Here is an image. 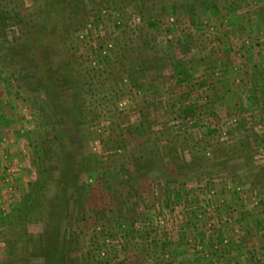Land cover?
Masks as SVG:
<instances>
[{"label":"rangeland","instance_id":"1","mask_svg":"<svg viewBox=\"0 0 264 264\" xmlns=\"http://www.w3.org/2000/svg\"><path fill=\"white\" fill-rule=\"evenodd\" d=\"M0 1V50L44 61L49 46L54 69L77 80V103L52 114L78 129L86 160L68 220L56 175L42 210L17 214L43 178L35 149L49 100L34 105L36 80L1 52L0 116L27 166L9 167V183L0 173V219L17 215L0 224V264L47 262L63 226L65 264H264V0Z\"/></svg>","mask_w":264,"mask_h":264},{"label":"trees","instance_id":"2","mask_svg":"<svg viewBox=\"0 0 264 264\" xmlns=\"http://www.w3.org/2000/svg\"><path fill=\"white\" fill-rule=\"evenodd\" d=\"M55 2L59 4V0H55ZM58 8L59 6L56 7L54 4V6H52L50 10V13L53 14V12ZM7 16H9L8 13L1 10L0 6V38L7 36L6 30L8 29L10 24V18H8ZM9 48L10 44H4L1 47L0 53L2 52V58H12L11 60L15 59L20 64L25 66L31 74L32 78L36 80V83L39 86V88L36 87V89L33 90V104L40 106L39 99L42 98L43 93H45V95L47 96V100H49L47 101V104L45 105L43 111L40 110L39 107V116L41 118L42 128L35 149L36 159L39 163V166H41V175L43 177L37 182L39 183L41 188H39V185L36 184L34 188H32L30 195L28 197H25L23 201L18 204V206L16 207V212L17 214L26 213V215L29 216L31 214H37L40 208L42 210V194L40 189H42V186H46L45 181H47V179H51L52 175H56L58 178L62 177L60 180H62L63 183V191L66 192V194L61 193L60 198L57 202L58 206L63 207L60 212L62 221H66L69 219V208H71L72 204H75L76 202L75 195L76 189L79 188V183L77 184L75 180H78L80 176L86 172L84 170L86 160L84 157V153H82V149L80 147L81 144L76 137L78 129L76 127H71L69 130L68 128L64 127L57 128L58 125L54 124L55 115H53L52 112L55 111L54 113L63 114L64 107H68L70 109V106L66 105H68L71 100L75 101L74 105L77 103L78 99L76 98V96L70 95V93L72 94V92H74L77 80L71 79V75L69 74V72L65 71L68 69L67 66H64V68H60L59 70L54 69L53 65L55 61H53L52 59H54L57 55H55L56 53L54 52L51 53L50 49L52 48H50L49 46H44L42 48V50L46 51L43 53L46 54V57H48L44 61H41L38 58V51H31V49H29L28 47L22 49H11V46V50ZM71 112L73 113L72 110ZM60 134H63L64 137H59ZM57 146L60 148L58 151L59 153L54 152L55 148L58 149ZM55 160L57 161V166L53 164ZM128 213L129 215H131L130 212ZM16 218L17 215H14L13 213V215L11 214V216L7 219H0V224L6 226L9 225L10 227V224H15L13 222L17 221ZM130 218L132 220L133 216ZM133 221L134 222L132 223V227L134 228L137 221L136 219H134ZM61 226L63 225L61 224ZM62 228V232L64 231V233L60 231L61 229L59 230L58 240L55 241L52 246L50 260L43 264H65L64 257L68 244H66L63 240V236H66V227L63 226ZM13 230H15V228H13ZM128 231H130L131 233L134 232L133 229ZM71 245L72 244L69 243V246L73 248V246ZM148 247V257H150L149 252L153 248L151 244H148ZM12 256V252L7 253V256L5 257L6 260L2 263L8 262L7 260ZM14 261L16 262L10 261V263L8 262L7 264H31L28 260L24 258L19 259V257H15Z\"/></svg>","mask_w":264,"mask_h":264},{"label":"crops","instance_id":"3","mask_svg":"<svg viewBox=\"0 0 264 264\" xmlns=\"http://www.w3.org/2000/svg\"><path fill=\"white\" fill-rule=\"evenodd\" d=\"M4 119H6L5 114L0 116V163L1 166L3 165L1 170H3L4 167L17 169V167H21L22 163V166L26 169L27 163L25 155L22 153L24 142L14 139V137L17 138L15 136L16 134L13 132L15 125H12V122L9 123L8 119L6 121Z\"/></svg>","mask_w":264,"mask_h":264},{"label":"built area","instance_id":"4","mask_svg":"<svg viewBox=\"0 0 264 264\" xmlns=\"http://www.w3.org/2000/svg\"><path fill=\"white\" fill-rule=\"evenodd\" d=\"M139 21H140V18L138 19ZM120 24V23H119ZM109 48H112V46L110 45V47ZM103 55H105L106 54V52L104 51L103 53H102ZM11 143H13V142H11ZM7 169V172H4L5 170ZM4 170V171H3ZM0 173L1 174H5L6 175V177H8V180H7V183H9V178H10V173H11V169H9V167H7V168H4ZM8 173V174H7ZM12 190V189H11ZM2 204L3 203H0V216L2 215V214H4V213H6V208L4 207H1L2 206ZM2 208V209H1Z\"/></svg>","mask_w":264,"mask_h":264}]
</instances>
